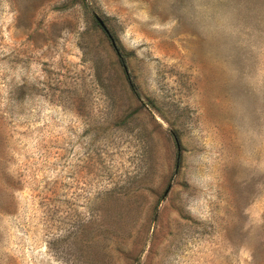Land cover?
Wrapping results in <instances>:
<instances>
[{"label":"rangeland","instance_id":"rangeland-1","mask_svg":"<svg viewBox=\"0 0 264 264\" xmlns=\"http://www.w3.org/2000/svg\"><path fill=\"white\" fill-rule=\"evenodd\" d=\"M0 264H264V0H0Z\"/></svg>","mask_w":264,"mask_h":264},{"label":"water","instance_id":"water-1","mask_svg":"<svg viewBox=\"0 0 264 264\" xmlns=\"http://www.w3.org/2000/svg\"><path fill=\"white\" fill-rule=\"evenodd\" d=\"M99 24H100L101 28L106 31V29H105V27L101 21H99Z\"/></svg>","mask_w":264,"mask_h":264},{"label":"trees","instance_id":"trees-1","mask_svg":"<svg viewBox=\"0 0 264 264\" xmlns=\"http://www.w3.org/2000/svg\"><path fill=\"white\" fill-rule=\"evenodd\" d=\"M120 62H121V64L123 65V67H125V66H124V60L120 58Z\"/></svg>","mask_w":264,"mask_h":264}]
</instances>
